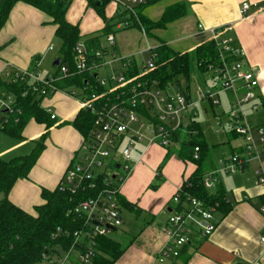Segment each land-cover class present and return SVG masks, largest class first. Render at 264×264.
Returning <instances> with one entry per match:
<instances>
[{
  "label": "crops",
  "instance_id": "0c3cea01",
  "mask_svg": "<svg viewBox=\"0 0 264 264\" xmlns=\"http://www.w3.org/2000/svg\"><path fill=\"white\" fill-rule=\"evenodd\" d=\"M249 1L251 2L249 9L242 13V4ZM255 4L264 8V0H159L137 5L135 9L141 11L144 18L151 17L155 21H162L167 17L163 20L165 24L163 28L158 29L162 33L155 35L158 38L157 43L149 44L155 48L165 44L174 50L191 52L206 41H212L211 33L201 32L199 24L207 29L232 24L233 28L226 31L225 36L231 39L235 47L245 48L247 52L245 68L253 66L261 70L256 99L260 106L256 111H252L251 105H246V114L252 123L264 125V11H259ZM20 5H26V10L32 14L45 13L44 18L52 20V17L43 10L21 1L13 6L8 19L10 16L13 17L15 9ZM108 7H113V11L112 14L105 11L109 21L106 29H109L111 19L118 18L120 21L128 14L134 23L131 12H124L121 6L112 2ZM96 12L95 8L88 4V0H72L66 13L67 20L80 25L83 40L92 43L90 38L97 37L93 44L100 42V36L93 30H88L89 26L83 23L87 13L96 16L98 14ZM49 23L51 26H41V31L54 35L57 25L52 21ZM102 23L104 29L107 23L104 19ZM133 23L132 25H136ZM107 32L108 35L113 34L111 29ZM4 34L6 33L1 29L0 74H4L10 66L34 69L36 61L39 69H42L43 55H40V52L49 50L51 46L46 47L45 44L44 49L15 46L12 41L4 43L6 40ZM146 48L141 50L142 53H146L144 52ZM122 56L129 54L125 53ZM61 57L62 53L57 58ZM53 66L54 69L44 70L45 74L56 75L59 65L53 63ZM199 68L192 75L191 73L178 75L164 88L170 93H177L179 88L192 99H198L197 85H206L214 89L218 84L211 78L209 72ZM87 76L88 74L84 76L85 80ZM193 76L195 82H192ZM73 77L58 78L54 83L56 91L43 98L42 106L47 110H54L57 115L49 129L45 123L41 124L31 119L24 128L22 137H17L10 135L0 126V157L7 161L29 155L36 142L48 132L45 149L30 169L29 177L16 180L9 193V200L29 213L34 212L37 205L45 203L41 195L43 189L54 190L61 186L67 168L73 164L76 155L83 151L84 136L73 122L83 111L80 109V101L86 94L84 95L82 85L73 80ZM180 77L187 78V86H182ZM173 89L177 92H172ZM240 93L242 94V91ZM232 98V91L222 93V106L219 107L224 109V113L229 111ZM204 102L206 101L195 104L193 112L186 119L187 126L179 130L170 146L148 144L147 140L136 144L132 152L134 170L120 186L124 233L119 237L114 236L119 228L109 233L126 247L114 264H264V241L261 238L264 235V212L261 208L264 206V185L258 179V171L264 167V153L261 160H251L240 173L218 175L219 181L214 190H211L220 192L227 205L224 209L220 205L217 208L215 212L217 227L212 235L205 237L197 229L192 234L190 242L181 249L179 257L170 256L163 263L157 260L168 241V234L164 228L172 208L176 206L172 196L195 174L199 173L204 177L210 171L219 168V158L215 157L217 149L222 150V158L243 150V138L234 133L229 123L224 128L225 131L229 129L226 133L228 139L220 143L221 146L211 143L208 147L207 142L194 138L195 135L203 134L201 121L198 119L199 110L204 106ZM205 104L214 110L217 107L209 102ZM192 141L202 143L200 160L192 157L194 151L191 150L192 154L188 155L185 151ZM226 147L230 150L229 153L225 152ZM124 209L127 214L129 213L126 221Z\"/></svg>",
  "mask_w": 264,
  "mask_h": 264
},
{
  "label": "built area",
  "instance_id": "2783aa9c",
  "mask_svg": "<svg viewBox=\"0 0 264 264\" xmlns=\"http://www.w3.org/2000/svg\"><path fill=\"white\" fill-rule=\"evenodd\" d=\"M2 1L0 0V6ZM154 1L159 0H110L132 14L136 12L135 6ZM250 5V1L244 2L242 13ZM255 5L259 11H264L263 7ZM123 20L127 27L132 23L127 18ZM198 28L201 32L211 33L216 53L215 60L201 59L198 66L204 67L218 84L214 89L197 85L199 97L196 100L182 92H167L160 86V81L150 77V73L158 68L159 56L156 48L150 45L144 51L149 56L139 65L129 56L119 58L114 54L113 58L108 59V47L81 39L75 46L73 66L58 64L56 75L43 73L38 61L35 62L34 69L10 66L4 74H0V122L8 120L5 111L14 113L17 100L16 94L7 91L2 82L12 85L29 83L30 86L22 92L23 96L31 90L47 97L56 91L54 83L58 78L88 74L94 79L90 81L87 77L85 80L87 86L82 88L86 95L80 101V109L92 114L93 126L85 139L83 151L76 155L73 164L67 168L62 183L73 192L78 189H97V179L102 177L103 187L94 195L81 200L73 209V214L83 220L82 227L74 232L73 246L64 251L60 261L48 257L37 264H92L97 246L96 238L111 233L113 229L109 225L117 229L122 226L120 186L134 170L132 152L136 144L147 140L148 144L170 146L179 130L187 126L186 119L200 101L222 106V93L232 91L233 98L228 111L229 125L244 141L241 152L224 156L219 162V168L203 177L207 189L215 188L219 181L218 175L240 173L251 160H261L264 153V125L252 123L246 114V105L250 104L252 111L260 106L256 99L261 70L253 66L245 68V48L235 47L231 39L225 36V32L233 28L232 24L208 29L199 24ZM107 40L109 46H114L116 36L109 34ZM117 60L122 65H116ZM107 66L111 67V73L100 74L99 70ZM48 111L51 118L56 119L54 110ZM200 148L199 145L194 147V159L200 158ZM258 173L259 182L264 185V167ZM172 197L176 206L172 208L164 228L168 241L157 258L161 263L170 256L179 257L181 249L190 242L197 229L208 237L217 227L215 212L220 205L219 201L207 204L198 196L185 192L183 187ZM261 208L264 212V206ZM261 238L264 241V235ZM74 254H77V258H74Z\"/></svg>",
  "mask_w": 264,
  "mask_h": 264
},
{
  "label": "trees",
  "instance_id": "16d2710c",
  "mask_svg": "<svg viewBox=\"0 0 264 264\" xmlns=\"http://www.w3.org/2000/svg\"><path fill=\"white\" fill-rule=\"evenodd\" d=\"M19 1L27 2L52 17L53 24L57 25L55 35H58L62 40L60 64L66 63L73 66L76 54L75 46L83 37L80 25L74 24L66 18L72 0H3L0 6V29L5 25L13 6ZM109 3L110 0H101L100 2L88 0V4L94 7L98 15L107 23L105 28L108 27L109 23L105 16L106 7ZM64 6H68V8L65 9ZM126 18L131 20L129 17ZM95 39L97 37L90 38L92 43ZM156 51L159 54L158 68L150 73V77L160 81V86L163 87L175 80L178 75L191 73L192 61L189 54L196 52L198 60L213 61L216 59L213 40L206 41L195 50L187 53L175 52L167 45H161L160 48H156ZM84 76V74L75 75L73 80L82 86H87ZM87 77L90 81L94 80L91 75ZM2 84L5 85L7 91L14 92L17 97L14 113L5 111L8 120L0 122L4 131L10 135L22 137V132L31 119H35L41 124L45 123L48 129L52 126L55 119L51 118L50 111L42 106L45 96L31 90L23 96L22 92L30 86L29 83L27 85L19 82L12 85L2 82ZM97 90L101 91L98 88ZM92 118V114L82 111L73 122V125L83 134L84 139L88 138L92 129ZM47 135L48 132L36 142L29 155L20 156L10 161L0 157V264H37L45 258H55L61 255L63 251L69 250L75 240L74 232L83 225V220L73 214V209L81 200L94 195L98 189L103 187L101 184L102 177L97 179V184H99L97 189H78L76 192L63 185L61 181V186L54 190L47 188L42 190L41 195L45 203L37 205L35 213H29L11 202L9 193L13 185L19 178L29 177L30 169L45 149ZM196 145L201 147L202 143L190 142V147L185 148L187 155L188 153L192 154ZM182 187L185 192L192 196H198L207 204L219 201L222 209L227 205L220 192H212L205 187L203 177L199 173L187 180ZM120 199L121 202L122 198ZM96 244L92 264H114L126 248L110 234L98 236Z\"/></svg>",
  "mask_w": 264,
  "mask_h": 264
},
{
  "label": "rangeland",
  "instance_id": "374dc122",
  "mask_svg": "<svg viewBox=\"0 0 264 264\" xmlns=\"http://www.w3.org/2000/svg\"><path fill=\"white\" fill-rule=\"evenodd\" d=\"M25 6L20 5L19 8H16L14 11L15 13L13 17L10 16L8 21L6 20L8 23L6 22L7 24L5 23V25L1 27V29H3L4 32L6 33L4 34V37H6V40L4 43L6 42L11 43L12 41V43L14 42L15 46L20 45L21 47H25V48L27 46L30 48L31 46V47H34L35 49H41V48L44 49L45 44H46V47L51 46L49 50L46 49L45 51L42 50L40 52V55H43L41 71L45 73L44 70L55 68V66H53V63L57 59V57L60 56L62 53V50H61L62 40L60 39L58 35H55V34L51 35L50 32L46 34L44 30L41 31V26L50 27L51 25L49 22H51L53 19L50 21L48 17L44 18L45 13H40V15L32 14L31 12L26 10ZM64 8L67 9L68 6H64ZM112 11H113V7L106 8L107 14H112ZM134 13L135 14H132V15H135L133 17L134 23L133 22L132 23L133 24L139 23L137 25H132L131 23L130 26L127 27L125 26L124 20L119 21L118 18L110 20L109 29H111L112 33L115 34L116 36V43L114 46H109L108 44L107 30L109 29H106V28L103 29L104 27V24L102 23L103 19L98 14L97 15L100 18L96 17L97 15L96 16L91 15V14L89 15L87 13V16L83 24H87L89 26L88 30H93L95 34H98V36H100L99 45L103 44L105 47H108L109 53H110L109 55H107L108 59L113 58L114 54L120 58L122 54L128 53L130 58L131 57L134 58L138 64L142 65L144 63V60L149 56V53L147 51L146 53H142L141 50L146 48V45L157 43L158 38L155 37V35L157 33H160V34L162 33L161 30L159 31L158 29L163 28L162 26L165 25L163 24L164 18L162 19V21L161 20L155 21L151 17L144 18V15L142 14L141 11L136 10V12ZM46 14L50 16L48 13ZM127 17H129V14L127 15ZM118 24H120V27H118ZM83 26L85 25H82V27ZM155 30H158V31L155 32ZM146 32L148 33V35ZM161 45H165V44H161ZM173 51L176 52L178 50L173 49ZM178 52L187 53L184 51H178ZM189 55L192 61V68H191V75H192L195 71L200 69L198 67L199 60H198L196 52L191 53ZM115 63L116 65H122L120 60H117V62ZM99 73L100 74L111 73V67L110 66L102 67L99 70ZM210 76L212 78L211 74ZM179 80L182 86L184 87L187 86L186 77H180ZM195 81L196 79L193 76L192 82H195ZM177 91L181 92L179 88H177ZM177 91L176 89L172 90V92H177ZM206 102H204L203 104L204 106L201 107L199 110L200 116L198 119L201 121L200 124L202 126L203 134L195 135L194 138L197 139L198 141L207 142L208 147L210 146L211 143L219 144V146H221L220 143H224L225 140L228 139V134L226 133L229 132V129L227 131L224 130V128L227 127L229 123L228 112L224 113V109H222L219 106L215 107V110H214L210 105L205 104ZM224 150L226 153L230 152L228 147H226ZM222 156H223L222 150L217 149V151H215V157H218L220 161ZM35 212L36 210L32 213H35ZM123 213L126 215L125 221L126 219L128 220L129 213L128 214L126 213V209H124ZM118 228L119 229L118 231L114 233V236L119 237L124 233L123 231L124 228L122 226ZM63 254H64V251L61 253L59 257H55V260L60 261L59 259L61 256H63ZM74 258H77V254H74ZM75 261H78V260H75Z\"/></svg>",
  "mask_w": 264,
  "mask_h": 264
},
{
  "label": "water",
  "instance_id": "95a60500",
  "mask_svg": "<svg viewBox=\"0 0 264 264\" xmlns=\"http://www.w3.org/2000/svg\"><path fill=\"white\" fill-rule=\"evenodd\" d=\"M61 62V59L60 58H57V60L54 62V65H58L60 64ZM212 190H214V188L212 187ZM98 223V222H97ZM109 228L113 229V230H116L117 228L113 227V226H110L109 225Z\"/></svg>",
  "mask_w": 264,
  "mask_h": 264
}]
</instances>
